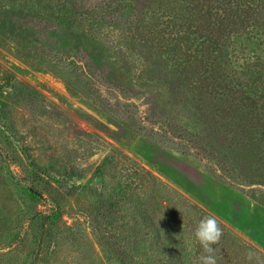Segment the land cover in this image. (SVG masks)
Listing matches in <instances>:
<instances>
[{"label":"rangeland","instance_id":"1","mask_svg":"<svg viewBox=\"0 0 264 264\" xmlns=\"http://www.w3.org/2000/svg\"><path fill=\"white\" fill-rule=\"evenodd\" d=\"M187 6L0 0V264H197L206 215L218 264H264V120L185 67ZM252 28L218 56L238 77Z\"/></svg>","mask_w":264,"mask_h":264},{"label":"trees","instance_id":"2","mask_svg":"<svg viewBox=\"0 0 264 264\" xmlns=\"http://www.w3.org/2000/svg\"><path fill=\"white\" fill-rule=\"evenodd\" d=\"M187 2L189 7H186L185 17L171 24L174 41L183 43L182 38H187L186 33L189 31L200 38V46L192 50L183 49V52L175 48L173 50L183 53L181 58L189 63L185 67L194 69L197 76L211 78L209 94L231 101L242 120H264V58H249L245 61L246 65L239 77L231 72L224 58L218 60L223 52V57H227V49L236 33L246 31L250 26H253V30L264 28V0ZM197 14H200V18L198 16L195 20ZM176 65L180 66L181 63ZM220 111L226 110L221 108Z\"/></svg>","mask_w":264,"mask_h":264},{"label":"clouds","instance_id":"3","mask_svg":"<svg viewBox=\"0 0 264 264\" xmlns=\"http://www.w3.org/2000/svg\"><path fill=\"white\" fill-rule=\"evenodd\" d=\"M193 235L202 249L197 264H218L217 247L213 246L219 245L223 229L217 218L214 215L203 216L194 229Z\"/></svg>","mask_w":264,"mask_h":264}]
</instances>
